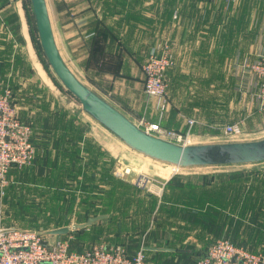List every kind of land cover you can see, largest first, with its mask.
<instances>
[{
	"label": "crops",
	"instance_id": "1",
	"mask_svg": "<svg viewBox=\"0 0 264 264\" xmlns=\"http://www.w3.org/2000/svg\"><path fill=\"white\" fill-rule=\"evenodd\" d=\"M203 1L47 0V5L56 43L65 62L75 74L85 78L89 88L133 123L144 119L167 130L190 132L202 138L221 137L226 126L243 122L245 134H253L264 128V114L256 110L255 105L259 82L249 74L238 75L241 73L238 69L242 68L244 60L264 55V0H207L206 7ZM15 2L0 0V79L10 81L18 77L33 82L34 77L30 78L28 73L30 41L26 14L22 3ZM100 34L105 36L98 39ZM163 43L169 45L174 63L166 72L169 106L161 113L158 100L149 98L143 90L142 66L149 56L158 54ZM96 46L100 51L93 54ZM108 64H115L117 69H106ZM238 82L243 85L240 92L246 96L250 93L251 99L247 96L244 102L237 101ZM242 89H251V92ZM225 90L228 94L222 97ZM189 120L194 124L189 125ZM87 125L78 118L68 123L67 128H73L75 137L67 136L68 129L59 126L63 131L53 155V166H49L54 171L53 176L58 173L60 177L62 170L66 174L69 171L68 176L77 183L78 179L83 182L89 172L92 174V163H88L91 161L88 152L92 150L87 143L90 133ZM61 139L65 141L63 144H72L70 151H63ZM95 139L107 149L108 144L105 142L104 146L101 137ZM98 164L102 169V162ZM47 172L45 169L44 173ZM26 173L11 169L10 185L19 184ZM187 177L170 175L166 178L162 188L165 199L170 198L169 193L187 192L186 186L190 187V195L197 198L198 194L194 193L201 192L202 182L199 178ZM159 195L161 197V193ZM5 200L0 192V211ZM98 216L105 217L95 222L97 224L109 227L114 221L108 213ZM85 222H75L74 226ZM128 240L122 241L127 244L129 255L134 256L140 245L131 249ZM190 240L199 242L206 251L212 239L156 235L145 246V251L147 256L153 254L150 256L155 258L154 264H164L162 254H189L192 249L180 247Z\"/></svg>",
	"mask_w": 264,
	"mask_h": 264
},
{
	"label": "rangeland",
	"instance_id": "2",
	"mask_svg": "<svg viewBox=\"0 0 264 264\" xmlns=\"http://www.w3.org/2000/svg\"><path fill=\"white\" fill-rule=\"evenodd\" d=\"M14 1L23 5L24 0ZM206 1H203L204 7L207 6ZM25 25L30 41L28 73L35 81L26 82L18 77L10 81L0 79V92L11 90L10 99L14 102L19 117L31 125L35 155L30 165L22 169H14L18 172H28L20 179L19 184L15 185L16 183L13 182L12 187L7 176V186L1 193L6 200L0 211V227L38 230L43 233L63 225L73 229L75 222L85 221L88 216L108 213L111 218L114 217L109 227L98 222L81 231L79 229L77 236L80 238L76 237V241H84L89 245L96 242L118 244L128 251L127 244L122 240L129 239L128 243L132 244L131 249L140 245L138 249L140 250L141 247L148 246L150 239L156 235L170 236V238L208 237L212 239L211 244L225 238L242 244L253 253H264V161L250 164L181 167L175 170L170 164L153 160L131 150L82 110L79 100L61 84L41 56V52L35 47L33 40L38 34L36 35L27 19ZM164 45L165 43L162 44ZM160 52L161 49L158 50L157 55ZM259 56L244 60L241 64L242 68L238 69L241 71L238 75L249 74L257 79L251 66ZM114 67L117 69L116 65ZM166 72L165 81L169 92ZM76 75L86 83L85 78L78 73ZM238 84L237 101L244 102L247 96L251 99L248 93L251 89H242L248 93L246 96L240 92L243 85L240 86L239 82ZM259 91L258 84L255 94H259ZM224 94L222 97L228 92L225 90ZM255 105L258 110L257 101ZM77 118L88 123L87 132L90 133L87 135V143L92 150L88 152L91 158L88 163H92L93 172L91 175L89 172L83 178V182L78 179L75 183L73 178L68 176L69 171L66 174V171L62 170L60 177L58 173L57 176H53L54 171L50 170L49 166L52 168L53 155L59 147L58 138L63 131L59 126L67 128L68 123ZM72 129H68L67 136L75 137L76 134ZM173 131L188 136L189 145L264 139V128L239 138H229L223 134L221 137L196 138L190 132L187 134L188 132ZM97 137H101L104 146H106L105 142L108 144L107 149L96 141ZM60 142L62 145L65 141L61 139ZM66 143L62 145L64 152L72 148V144ZM98 162H102V169L99 168ZM45 169L48 170L47 173H44ZM163 170H166V173ZM170 175H184L190 180L199 178L205 189L202 188L201 192L194 193L198 194L197 198L190 195L189 191H176L177 193H169L167 196L170 198L165 199L162 188ZM111 190L112 194H110ZM176 199L181 201L174 202ZM73 233H70L72 240L75 238ZM180 248H190L192 251L189 254L165 256L162 254L164 264H182L184 261H187L185 264H197L205 252L201 244L193 240L187 241ZM150 255H148V264H154L155 258H151ZM158 260H161L160 257Z\"/></svg>",
	"mask_w": 264,
	"mask_h": 264
},
{
	"label": "built area",
	"instance_id": "3",
	"mask_svg": "<svg viewBox=\"0 0 264 264\" xmlns=\"http://www.w3.org/2000/svg\"><path fill=\"white\" fill-rule=\"evenodd\" d=\"M173 63L172 51L169 45H164L159 55L149 56L142 66L143 90L149 98L158 100L161 113L169 106L165 72ZM251 69L260 86L256 96L258 110L264 112V56H259ZM10 98V89L0 92L1 193L7 186L10 170L25 168L31 164L35 155L33 129L30 124L21 120ZM188 123L192 125L194 121L189 120ZM137 126L146 133L164 140L189 145L188 136L164 129L157 123L141 119ZM244 134L242 125L238 123L228 125L224 129V135L229 138H239ZM172 167L175 170L181 168ZM71 241V235L54 237L37 230L0 227V264H147L145 247L130 256L122 245L100 242L77 252L70 249ZM197 264H264V253H253L222 238L206 249Z\"/></svg>",
	"mask_w": 264,
	"mask_h": 264
},
{
	"label": "water",
	"instance_id": "4",
	"mask_svg": "<svg viewBox=\"0 0 264 264\" xmlns=\"http://www.w3.org/2000/svg\"><path fill=\"white\" fill-rule=\"evenodd\" d=\"M40 45L45 58L66 90L82 105V110L119 138L127 147L153 160L182 168L250 164L264 161V139L180 145L148 134L125 114L89 88L71 70L56 43L47 0H30ZM105 216L89 218L83 224L56 228L45 235L61 237L86 228Z\"/></svg>",
	"mask_w": 264,
	"mask_h": 264
},
{
	"label": "trees",
	"instance_id": "5",
	"mask_svg": "<svg viewBox=\"0 0 264 264\" xmlns=\"http://www.w3.org/2000/svg\"><path fill=\"white\" fill-rule=\"evenodd\" d=\"M23 7H24V10H25V14H26V19H27V22H28V24L30 23V25H31V28L35 31V33H36V35L38 34L37 33V29H36V24H35V18H34V14H33V10H32V6H31V2H30V0H24L23 1ZM31 30V29H30ZM101 36H105V35H103V34H100L99 36H98V39H100V37ZM33 42H34V45H35V47L41 52V56L44 58V60H45V62L47 63V65L49 66V64H48V62H47V59L45 58V56H44V54H43V51H42V48H41V45H40V41H39V37L38 36H36V39H34L33 40ZM99 48L96 46L94 49H93V54H95V52L96 53H99ZM115 66V64L112 66V65H107L106 66V69H110V70H113V68H115L114 67ZM13 102V101H12ZM14 103V102H13ZM177 178H181V177H177ZM187 187V190L189 191V189H190V187L189 186H186ZM90 217L88 216L86 219H85V221H87L88 219H89ZM230 222V221H229ZM228 222V223H229ZM225 224H227V223H225ZM231 224V223H230ZM220 228H222V227H220ZM219 229V228H218ZM228 230V229H227ZM38 231V230H37ZM80 231H81V229H80ZM40 232V231H39ZM79 234V231L77 230H75L74 231V233H73V237H75L73 240H72V242H71V247H70V249L73 251H77V252H82V251H84L85 249H87L88 247H90L91 246V244L89 245V244H87V243H84V241L83 242H79V240L78 241H76V237H79L80 238V236H77ZM82 240V239H81ZM76 241V242H75ZM78 243V244H77ZM149 257L147 256V264L149 263Z\"/></svg>",
	"mask_w": 264,
	"mask_h": 264
},
{
	"label": "bare ground",
	"instance_id": "6",
	"mask_svg": "<svg viewBox=\"0 0 264 264\" xmlns=\"http://www.w3.org/2000/svg\"><path fill=\"white\" fill-rule=\"evenodd\" d=\"M97 131H98V130H97ZM262 137H263V136H262ZM204 140H205V138H204ZM172 166H175V165H172ZM172 166H171V167H172ZM221 167H222V166H221ZM236 167H237V166H236ZM170 171H171V170H170Z\"/></svg>",
	"mask_w": 264,
	"mask_h": 264
}]
</instances>
